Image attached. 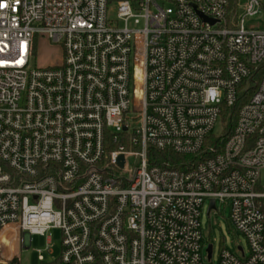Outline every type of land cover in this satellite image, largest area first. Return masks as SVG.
<instances>
[{"label":"built area","instance_id":"1","mask_svg":"<svg viewBox=\"0 0 264 264\" xmlns=\"http://www.w3.org/2000/svg\"><path fill=\"white\" fill-rule=\"evenodd\" d=\"M228 4L0 0V264L9 234L53 228L61 264H205L210 199L229 202L248 244L216 264H264V25L243 26L264 0L241 16ZM43 41L60 46L59 62L32 64ZM246 81L221 147L186 169L149 159L199 153Z\"/></svg>","mask_w":264,"mask_h":264},{"label":"rangeland","instance_id":"2","mask_svg":"<svg viewBox=\"0 0 264 264\" xmlns=\"http://www.w3.org/2000/svg\"><path fill=\"white\" fill-rule=\"evenodd\" d=\"M247 0H238L239 16L243 15V8ZM108 18L119 26L122 22L116 18V7L111 4L107 11ZM264 25V13L255 16H248L244 19L243 26L247 29L262 28ZM61 48L58 44L43 41L40 43L37 52L33 57V65L47 66L59 62ZM135 113L132 108L129 110V117ZM224 127L220 117L215 123L209 135L219 137L224 134ZM133 162V158L129 159ZM261 184L264 187V171H262ZM208 201H205L200 212V229L202 243V261L205 264H216L218 255L222 249L230 251L236 256H241L237 246H241L245 253L248 252V244L244 235L237 231L229 219V202L216 200L215 207L207 213ZM61 234L58 229H49L44 235H32L30 245L27 248L18 247L16 260L18 264H41L39 255H42L43 262H49L59 256ZM212 245V259L206 258V247Z\"/></svg>","mask_w":264,"mask_h":264},{"label":"trees","instance_id":"3","mask_svg":"<svg viewBox=\"0 0 264 264\" xmlns=\"http://www.w3.org/2000/svg\"><path fill=\"white\" fill-rule=\"evenodd\" d=\"M238 0H229L228 7L233 11L237 12L238 11ZM263 69V66L260 67V70L254 74V78H258L260 75L261 70ZM250 89L248 90H243L241 89V92L239 94V99L238 102L235 104L234 107L230 108H223L221 112V123L223 124V127L225 129L224 134L215 137L213 135H209L205 142L202 150L197 153V154H179L175 153L171 150H153L150 149L148 151V156L149 159H154V163L162 166V167H170V168H177V169H186L191 165V163H196L198 160L204 158L207 156V147L212 145V144H217L218 147H221V145L224 143V141L227 139L229 134L231 133L233 126L236 122V115H237V110L240 107V105L245 102L250 94L253 91V85L246 81L242 85L243 86H248ZM41 264H61L58 260H55L53 262H44Z\"/></svg>","mask_w":264,"mask_h":264},{"label":"crops","instance_id":"4","mask_svg":"<svg viewBox=\"0 0 264 264\" xmlns=\"http://www.w3.org/2000/svg\"><path fill=\"white\" fill-rule=\"evenodd\" d=\"M11 232V231H9ZM32 237V236H31ZM31 237L27 235V233L24 232H16V234H9L8 241L4 244V255L10 259H12L8 264H18L16 260L18 247H24L27 248L30 245ZM60 254V251H59ZM55 260L59 261V256L51 260L49 262H53ZM41 263H44L43 260H40Z\"/></svg>","mask_w":264,"mask_h":264},{"label":"water","instance_id":"5","mask_svg":"<svg viewBox=\"0 0 264 264\" xmlns=\"http://www.w3.org/2000/svg\"><path fill=\"white\" fill-rule=\"evenodd\" d=\"M124 129H125V127H124ZM119 159L122 160V155H120ZM119 164L122 165V162H120ZM213 208H214V200L210 199L209 205L207 207V213H209L210 210L213 209ZM211 250H212V245L208 244L207 247H206V252H207L208 258L210 257Z\"/></svg>","mask_w":264,"mask_h":264}]
</instances>
